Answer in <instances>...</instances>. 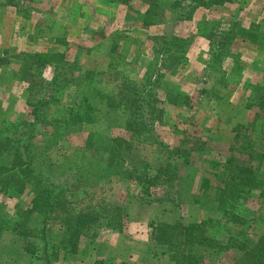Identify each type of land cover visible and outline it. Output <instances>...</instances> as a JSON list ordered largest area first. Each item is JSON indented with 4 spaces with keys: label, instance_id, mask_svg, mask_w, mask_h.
<instances>
[{
    "label": "rangeland",
    "instance_id": "1",
    "mask_svg": "<svg viewBox=\"0 0 264 264\" xmlns=\"http://www.w3.org/2000/svg\"><path fill=\"white\" fill-rule=\"evenodd\" d=\"M151 1L0 0V264L262 263L264 0Z\"/></svg>",
    "mask_w": 264,
    "mask_h": 264
},
{
    "label": "trees",
    "instance_id": "2",
    "mask_svg": "<svg viewBox=\"0 0 264 264\" xmlns=\"http://www.w3.org/2000/svg\"><path fill=\"white\" fill-rule=\"evenodd\" d=\"M132 1L133 0H117V2L119 4H121V2H126L127 4H130ZM142 1L148 2L149 4H152V7H155V3L156 2H153L151 0H142ZM236 26L237 25L235 24L234 26L229 27L228 29H226L223 32L219 33L220 35H218V33H217L216 30H211L208 38H210V41H211L214 38H217V37H220L221 38L222 37L224 39V41L226 40V42L228 44H231V42L235 38L234 31H235V28H237ZM245 30H246V28L243 27V30L241 31V35L246 40L247 38L245 37L246 36L245 35L246 34V31ZM171 43H172V40H171V38H169V36L162 37V40L160 42H158V43L156 42V45H159L160 44L159 45V49H158V54H161L164 57L163 63H162V66L163 67H164V65H166L168 63L174 64L175 61H176L175 59L174 60H171V56H169V52H170V48H171ZM221 43L223 44V46L226 47V45H224L223 42H221ZM211 49H214L213 53L216 54V55L220 53V51L216 52L215 48L212 45H211ZM227 50L225 52H222L221 59L223 58V56L226 55ZM158 58H159V55L157 56V59ZM1 61L4 62L5 59H2ZM2 62H0V63H2ZM27 70H30V69L28 68ZM120 82H121V86L123 85L124 88L126 89L125 90L126 93L130 97H132L135 101H137L139 104H142L141 101L142 102L145 101V97H144V94H143L144 93V90H145L144 87H146L145 84H141L142 86H144V87H142V86H139L140 84H138L137 82H132V81H129V80L127 81L126 79H122V81H120ZM43 84H44L45 87H48V85L45 83V80L43 81ZM149 93L151 94L150 91H149ZM262 97H263L262 95L259 96L260 100L258 101V104H260V105H262V101H263ZM140 108H141V106H140ZM37 116L38 115H36V118H37ZM15 132L18 133V136L14 137V140L12 141V145H10L8 143L6 145V147H0V150H2L3 152H7L9 150L8 151V154H12L13 156H14V154L17 155V153H13V150L18 147V144L21 143V141H22L23 135H25L23 132H18L17 130ZM17 160H19V158H17ZM17 160H16L15 164L18 163ZM232 167H235V166L234 165H231L230 166V170H231ZM22 172H24V171H22ZM18 179L20 180V178L17 177V176L3 178L2 181L0 182V192L2 194L4 193L5 195H8L9 190H13V188L11 187V184H13L14 189L18 188L21 185L22 186H25V183L26 182H24V179L21 180V184H19V180ZM206 182H209V181L207 180ZM67 185L68 184H67V181H66V183L63 184V185H55L54 184V185H50V187L52 188V186H53V189L52 190L55 191V190H57L55 188H60V187H63V186L65 187ZM50 187H46L44 189H46L48 191V193L50 194V196H51L52 190L50 189ZM225 191H226L225 189H219V193H222L221 196H220V199L221 198H224V199L227 198V197H225L223 195V193ZM229 191H232V190H229ZM20 192H22V191H20ZM55 196L57 197V195H55ZM56 197L53 200H51V202H49L46 205L45 212L46 211L47 212H52L53 211L55 202L58 201ZM192 227H195V226H192ZM192 227H189L188 226L187 228H184V232L187 233V234H185V236H187L188 234H191V232L194 230V228H192ZM156 229H157V227H156ZM263 244H264V242H263ZM259 248L263 252V255L261 256L262 258L260 259V262H262L261 264H264V246H262V244H261L260 246H258V249ZM184 258H185V260L188 261L186 255H185Z\"/></svg>",
    "mask_w": 264,
    "mask_h": 264
}]
</instances>
